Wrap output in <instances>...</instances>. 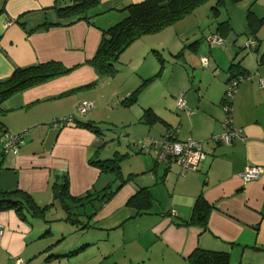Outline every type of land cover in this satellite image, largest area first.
I'll return each mask as SVG.
<instances>
[{"label": "crops", "instance_id": "0c3cea01", "mask_svg": "<svg viewBox=\"0 0 264 264\" xmlns=\"http://www.w3.org/2000/svg\"><path fill=\"white\" fill-rule=\"evenodd\" d=\"M143 1L100 0L92 14L93 24L81 22L35 31L46 18L56 20L54 0H0V81L9 79L17 68L51 61L75 68L15 94L5 103L8 113L2 117L4 129L26 135L14 151L4 147L6 138L0 132V190H20L30 197L28 201L44 209L53 203L55 181L67 175L72 197L97 192L98 199L87 206L89 214L95 212L88 219L83 208L75 210L77 225L66 221L58 203L44 216H34L25 209L22 213L0 210V264H15L16 258L26 264H188L196 249L227 253L230 264H264V174L248 183L240 177L248 166L264 167V88L259 86L264 80V53L259 56L264 42L257 45L248 36L250 56H223L229 67L236 60L255 77L239 87L233 105V128L241 130L244 139L229 147L216 145L210 138L224 131L220 103L229 67L222 68L217 56H191L184 68L175 62L184 59L174 55L181 44L197 36L184 24L193 14L135 41L120 57L112 78L102 77L89 63L102 40L101 30L109 28L106 24L121 20L125 15L121 10ZM253 13L258 20L264 18ZM194 26L201 28L198 23ZM208 45L211 55L215 44ZM161 51L174 56H162ZM165 58L176 63L166 85ZM158 73L157 78L144 83ZM138 90L136 103L124 104ZM168 91L170 102L164 94ZM180 97L195 111L190 117L178 107ZM85 103L92 108L81 117L79 107ZM147 109L162 123H142ZM106 114L110 116L105 118ZM70 116L79 122L99 125L103 120L112 127L124 126L125 134L140 136L149 151L135 154L137 148L116 153L126 155L120 165L125 182L120 185L109 174L113 178L110 181L108 174L89 164L95 157L109 160L99 151L103 138L77 128L76 123L55 125ZM173 129L178 130L179 141L205 142V158L196 171L183 173L175 161L156 162L158 151L150 148L152 141ZM109 185L118 190L104 202L99 194ZM141 189L149 192V204L130 205V199ZM200 198L210 206L205 228L186 225ZM57 205L64 213L60 221L70 227L65 233L52 229ZM74 229L78 236L68 240L66 232Z\"/></svg>", "mask_w": 264, "mask_h": 264}, {"label": "trees", "instance_id": "16d2710c", "mask_svg": "<svg viewBox=\"0 0 264 264\" xmlns=\"http://www.w3.org/2000/svg\"><path fill=\"white\" fill-rule=\"evenodd\" d=\"M237 1L241 0H234V2ZM206 2H208V0H144L141 3L129 5L125 9L121 10V13L125 14L121 21L113 24L107 29L101 30L102 40L95 55L89 61V63L102 77H114L117 73L116 65L118 64L120 57L135 41L147 35H153L165 30L168 27L174 26L175 24L194 14ZM222 3L223 0H218L217 5L212 8L215 19H219L220 15L222 14V10L220 8ZM99 5L100 0H54L52 12L56 15V20L51 21L46 18L45 22L41 26L37 27L35 31L39 29L50 30L57 27H70L81 22L93 24L92 14L93 11L99 7ZM246 23L248 30L247 35L257 39V32L259 31L258 28L264 24V18L258 20L251 9H249ZM232 33L233 30L229 21L217 22L215 36H218L221 40H224ZM200 45V40L195 41L191 45L185 46L179 52V54L176 55V57L182 58L184 56L185 49L192 50L195 54H197ZM236 56H238V54ZM235 62L236 60L231 63L228 69L229 77L225 83V91L220 103V107L224 113L222 127L228 117H232L233 120V105L239 87L248 81H253V78L255 77L254 75L246 73L241 68L239 62ZM160 63L163 67L164 61L162 59H160ZM74 69L75 68H67L60 62L51 61L38 64L33 67L17 68L9 79L0 81V132H2L3 137L4 134L8 132L4 129V124L2 122V117L8 113V110L4 105L12 96L42 85L52 79L69 74ZM159 75L160 73L144 83L146 84L151 82ZM249 76L253 77L252 80L239 82L234 94H229V88L232 82L238 81L240 78L246 79ZM138 93L139 90L134 92L129 98H127V100L124 101V104L131 105L136 103ZM183 111L186 112L187 116L189 117L195 113L194 110L188 108L187 106ZM65 119L74 120V123H76L75 126L77 128L89 130L93 134L100 136V138H103L105 135L102 132V128L97 124L92 122L85 123L76 121L74 116H70ZM141 121L148 126H154L158 123H162V120L151 109L144 111ZM172 132H175L176 135L171 137L170 140L179 141V139H177L178 130L173 129L172 131H168L162 138L157 139L160 141V145L161 140L163 141L164 139H167L166 137L171 135ZM212 138H210V142L214 143ZM4 142L5 147L7 142L6 140ZM22 142H24V137H22L17 143V148H20ZM201 143H203V145L205 144V142ZM216 145L221 146L220 144ZM134 146L139 149L135 154H146L149 151L142 148L138 142H136ZM159 149L160 146L159 148L155 149L158 151V156L156 158L157 163H159ZM125 157L126 155L122 156L120 154H116L114 158L105 161H101L95 157L89 161V164L92 167L99 169L102 174L113 175L115 181L120 182L121 185L123 182H125V180L121 174L120 165ZM171 162L172 161H168L167 164H171ZM52 189L54 193L53 203L51 206L44 209L39 208L32 201H28L27 199L30 197L20 190H15L12 192L0 190V210H14L16 212L22 213L25 209L34 216H44L49 208H52L58 203L67 215L66 221H70V223L73 225H77L79 223V219L75 212L77 208L84 209L87 219L95 215V212L93 215L89 214L86 208L90 203L93 204L95 200H98L95 198L97 192H89L82 197H72L69 191V179L67 175L61 176V181H55ZM112 189L113 187L109 185L105 190H103L104 192L99 194L103 198L104 202L105 198H111L118 190V188L117 190ZM149 198L150 195L147 189H141L135 194L134 197L130 199L129 204L139 207L146 206L150 202ZM209 210L210 206L207 204V202L202 198L198 199L194 207L192 219L189 222H186V225L195 224L205 228L207 226ZM84 227L86 228L87 226ZM187 261L188 264H230V257L229 254L224 252L196 249L188 257Z\"/></svg>", "mask_w": 264, "mask_h": 264}, {"label": "rangeland", "instance_id": "374dc122", "mask_svg": "<svg viewBox=\"0 0 264 264\" xmlns=\"http://www.w3.org/2000/svg\"><path fill=\"white\" fill-rule=\"evenodd\" d=\"M217 2L218 0H208V2H206L202 7L198 9L197 12L193 14V17L187 19L184 22V24L187 27L186 29L191 31L192 34L195 32L197 36L191 37V39L187 42L185 41L184 44L182 43L178 49V52L176 53L178 54L185 46L191 45L192 43L198 40L201 41V45L199 47L197 54H194L190 51H187V49H185L184 59L175 61L181 68L189 66L188 64H186V59L191 61V56H206V57H209V56L216 57L217 56L220 61V64L223 66L222 68H224L225 70L229 67V64L226 62V58H224L223 56H231L232 58L236 56L237 54L238 56H250L251 48L247 47L246 45L247 41L249 40L247 38L248 35H247L246 18H247L249 9H251L252 12L254 11L255 13L259 14L260 15L259 17H263L264 16V0H241L237 2H234V0H223V3L220 7L222 10V14L220 15L219 19H215L213 12H212V8L217 5ZM225 21L230 22V25L233 29V33L229 35L226 39L222 40L223 44L219 46L215 45V47H212L213 53L210 55V47L208 45L209 42L208 44L206 43L207 39L212 36H215L217 22H225ZM117 22H113L112 24H109L108 22L106 26L110 27L111 25L116 24ZM195 23L200 24L201 28H195L194 26ZM183 30H184V27H183ZM250 40L255 41L257 45L260 43V41L264 42V29L261 32H259V36H257V39L251 38ZM169 52L170 51H165V52L161 51V55L162 56L177 55V54L171 55L169 54ZM263 53H264V49L262 50L261 53H259V56H262ZM253 54L258 56V53H255L254 50H253ZM165 61H166L167 73L164 79L165 81L163 82L164 85L169 83V75L172 73L173 69H175L176 67V63L172 61L171 58H165ZM195 75L197 76V73H195ZM163 87L164 86L161 85V87L158 89L160 93L163 91ZM155 94L156 92H154V95ZM164 94L168 98V102H170L172 95L168 96L169 91L165 92ZM153 98L151 99V101L153 100ZM13 100L14 99H12L10 102H12ZM174 112L176 113V110H174ZM109 116H110L109 114H106L105 118H108ZM81 117L83 116L81 115ZM105 118L104 120H106ZM99 126L102 128L103 134H105L103 136V140L105 141L103 142L104 146L100 148L99 151L101 153L104 152L103 155L105 157H108V159L114 158L116 156V153L118 152L129 153L131 151H135V149L137 148H135L134 143L136 142L138 137L140 138L139 140L142 139L140 136H133L131 133L126 132L125 134L124 126L115 125L113 126L114 127L113 128L109 122L103 121V120L99 123ZM122 134H125V135L121 136ZM129 147H130V150H128ZM123 148L126 150L125 152ZM108 178L110 181H113L112 176L109 174H108ZM52 214H53L52 219H54L53 224H52L54 226L52 229L54 230V232L65 233V231H67L68 228L70 227H67L66 224L60 221V219L64 217V213L62 212V210L60 209L58 205L54 207ZM66 234L68 235L67 236V239H68V237L72 238V237L78 236L79 233L75 232V229H74V230H70V232H66Z\"/></svg>", "mask_w": 264, "mask_h": 264}, {"label": "built area", "instance_id": "2783aa9c", "mask_svg": "<svg viewBox=\"0 0 264 264\" xmlns=\"http://www.w3.org/2000/svg\"><path fill=\"white\" fill-rule=\"evenodd\" d=\"M211 44H223V41L218 36H213L212 38H209L208 40ZM253 77H247L240 78L238 81H234L230 84L229 88V94H234L237 84L239 82H243L245 80H252ZM260 88H264V80H260L259 82ZM178 107L182 110L186 108V103L183 99V97H180L178 99ZM92 108V105L89 103H85L82 106L79 107V113L81 115H86L88 111ZM74 123V120L72 119H63L55 123L56 126H65L66 124ZM233 120L232 117H228L224 124V132L220 135L214 136L213 142L215 144H220L221 146H231L235 141L237 140H243L244 134L241 130H236L233 128ZM26 134H11L6 132L4 134V137L6 138V149H12L14 151H17V143L20 141L22 137H24ZM176 134L175 132H172L171 135L167 136V139L161 140H153L151 143L150 148H159V162L167 163L168 161H175L178 163L181 168L182 172H190V171H196L200 162L205 158V152H204V145L201 142H195V141H172L170 140L171 137H174ZM138 144L141 145L142 148L147 149L142 142V140L138 141ZM264 174V167L260 166H248L246 167L243 172L241 173L240 177L245 182H252L259 180L261 176ZM2 229H0V238L2 236ZM15 264H26L25 260L22 258H16Z\"/></svg>", "mask_w": 264, "mask_h": 264}]
</instances>
